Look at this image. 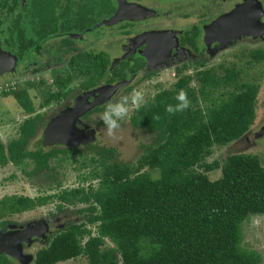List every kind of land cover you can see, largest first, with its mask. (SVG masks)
I'll return each mask as SVG.
<instances>
[{
    "label": "trees",
    "instance_id": "obj_1",
    "mask_svg": "<svg viewBox=\"0 0 264 264\" xmlns=\"http://www.w3.org/2000/svg\"><path fill=\"white\" fill-rule=\"evenodd\" d=\"M261 2L264 5V0ZM116 6V0H0V44L14 58L24 59L32 51L38 52L39 42L48 35L92 27L110 17ZM198 29L192 27L183 37V42L195 49L192 38ZM251 52L255 62L264 55L261 50ZM108 63L105 55L97 53L73 56L69 65L88 74L82 83L88 88L102 79ZM126 63L123 61L124 67ZM141 65L143 59L126 66L127 71L114 67L108 83L126 79ZM199 73L200 91L207 85H217L215 75ZM233 75L226 71L223 79L235 80ZM187 80L180 78L176 89ZM56 83L61 85L63 80ZM176 89L159 91L139 110H133L129 119L132 127L155 135L153 144L135 164L108 163V155L114 151L101 149L103 154L88 176L96 180L95 184L89 182L85 187L50 195L60 203H85L78 212L88 214L85 223L68 224L50 236L30 264H56L79 256L87 264H115V257L121 264H264L259 253L241 246L243 220L249 214H264V166L255 156L242 153L228 154L222 163L205 160L212 146L238 140L249 129L257 85L240 83L236 91L205 108L202 115L189 106L170 116L165 107L177 103ZM10 94L24 112H32L26 90ZM157 115L159 120L154 119ZM38 119V115L26 117L18 126V137L5 145L0 143V167L8 162L20 167L29 159L30 171L20 169L30 176L59 154V160L75 154L69 148L27 151L26 141ZM196 167L205 172L219 168L220 174L209 179ZM143 168L157 170L158 175L150 177ZM50 196H2L0 228L6 224L3 217L40 206ZM86 223L94 225L93 234ZM0 264L16 263L0 254Z\"/></svg>",
    "mask_w": 264,
    "mask_h": 264
},
{
    "label": "rangeland",
    "instance_id": "obj_2",
    "mask_svg": "<svg viewBox=\"0 0 264 264\" xmlns=\"http://www.w3.org/2000/svg\"><path fill=\"white\" fill-rule=\"evenodd\" d=\"M154 1L156 0H147V4L152 6ZM160 1L162 4L173 6L172 12L136 20L129 24L126 33L122 31L125 26L123 22H119L120 25L114 22L97 26L86 32L82 41H75L70 36L68 38L72 44H76L74 50H88V52L102 50L108 60L112 61L128 49V40L132 42L135 32H139L137 28L140 31L160 27L182 30L189 29L192 25L200 26L206 20H201L202 16L206 15V13L200 14L199 9H203L201 0ZM217 1L212 3V6ZM226 4L232 5L229 0H226ZM200 34V29H198V34L192 38L199 51L192 52L188 48V51L182 55L134 75L130 81H127L112 96L103 101L104 103H100L95 112H90L87 116L74 121V128L93 131V138L88 142L70 145L69 149L73 150L75 154L64 156L62 160L58 159V157H62V154H59L55 159L51 158L46 167L39 173L30 176L22 173L20 169L24 168L28 172L30 171L32 162L29 159L24 160V164L20 167H16L10 162L0 167V198L12 194L28 197L50 196L80 185L85 187L89 182L95 184L96 180L88 176L90 171L97 166L96 162L103 154L101 149L104 148H112L114 151L108 155V163L135 164L137 158L153 144L155 135L149 131L132 127L129 121L133 113L132 110L129 117L122 123L121 139L118 141L111 140L106 136L103 122L100 120L106 104L109 101L119 100L121 96L129 95L134 88L142 90L146 102H148L159 91H175V83L180 78H188V80L184 86L176 89V91L179 92L181 89L186 91L190 108L193 111H201V115L205 108L212 107L219 99L236 91L240 83L257 85L254 119L247 134L244 135V138L242 136L226 145L212 146L211 153L205 157V160L206 162L216 160L222 163L226 155L242 153L255 156L264 166V55L258 62H255L249 54L250 50L264 52V35L255 40L236 38L233 42L223 46L219 45L210 52H202V44L199 41ZM58 40L59 38H54L48 41L51 47L48 48L47 44L43 45L37 56L31 54L34 59L24 58L16 63L12 56L5 53L0 54L1 144L5 145L9 140L18 137V126L26 117L38 115L39 119L35 131L26 141V150L66 149L65 145L61 143H43L44 129L60 111L72 107L73 102L80 98L82 95L80 83L87 78V75L67 66V59L74 52L61 54V59L58 62L47 60L48 51L53 48L57 49ZM121 42L123 45L120 44ZM0 50L7 52L1 44ZM177 69L179 70L177 71ZM203 71L215 75L219 81L217 85H207L200 91L201 87L197 76H199V72ZM226 71L233 72L235 80L225 81L223 78ZM146 72H151L152 77L145 78ZM61 76H68V78L62 86H58L56 80ZM18 89L26 90L32 103L31 113L24 112L11 96V91ZM67 90L66 95H61ZM50 94L53 95L52 98H49ZM195 169L206 174L209 179H215L220 174L219 168L207 172L198 167ZM142 170L147 172L150 177L158 175V171L154 169L143 168ZM85 206V203L80 202L60 203L56 197L50 196L40 206L3 217L1 220H6V224L4 228H0V232L28 229L33 231L27 237L20 238L15 244V250L22 260H18L6 252H2V254L16 264H30L35 252L44 248L49 237L54 233L71 223H85L87 211L78 212ZM86 228L92 234L95 232L94 225L86 223ZM109 244V241H106V245L109 246ZM241 246L255 250L260 254L262 263H264V214H249L243 220L241 224ZM115 258V264H121L117 257ZM56 264L87 263L83 256H79Z\"/></svg>",
    "mask_w": 264,
    "mask_h": 264
},
{
    "label": "water",
    "instance_id": "obj_3",
    "mask_svg": "<svg viewBox=\"0 0 264 264\" xmlns=\"http://www.w3.org/2000/svg\"><path fill=\"white\" fill-rule=\"evenodd\" d=\"M116 2L117 6L113 14L95 23L94 27L111 24L122 19L143 18L153 14L151 9L135 2H127V0H116ZM263 14L264 9L259 0H242L230 12L218 16L209 24L202 27V40L206 51L211 48L212 43L223 46L241 35L252 37L263 35L264 22L260 20ZM177 33L171 30H151L144 34L146 36L144 38L145 46L139 53L145 59L147 68H153L160 63L170 60L172 50L176 48L183 49L178 45ZM1 53L14 58L9 52L0 50ZM126 82L123 80L85 92L82 97L75 101L72 107L59 113L46 125L43 133V143H63L70 146L91 140L93 138V131L74 128V121L87 110L107 100L119 86ZM89 97L92 100L89 101ZM32 231L28 229L0 232V254L6 252L14 258L22 260L17 250H15V244L20 238L31 234Z\"/></svg>",
    "mask_w": 264,
    "mask_h": 264
},
{
    "label": "flooded vegetation",
    "instance_id": "obj_4",
    "mask_svg": "<svg viewBox=\"0 0 264 264\" xmlns=\"http://www.w3.org/2000/svg\"><path fill=\"white\" fill-rule=\"evenodd\" d=\"M217 1V0H216ZM215 0H201V7L203 9H199L201 11V15H203L204 13H206L205 16H202L201 20L203 19H206L204 22H202L200 24V26H193L192 27H199V29L201 30V34L199 36V39L200 41V44H202V52H210L211 50H213L215 47H217L218 45L216 43H212L211 44V48L206 51V48L204 46V43H203V40H202V27L204 25H207L209 24L211 21H213L214 19H216L218 16L220 15H223V14H226L228 12H230L237 4H239L242 0H229L231 2L232 5H227L226 4V0H221V2H219V0L217 1V3L212 6V3H215L216 2ZM261 2V0H259ZM127 2H135L143 7H146L148 9H151L153 11V14L152 15H147L143 18H147V17H150V16H157V15H161V14H166V13H169V12H172V10L174 9L173 6L171 5H168V4H162L160 0H156L152 3V6H149V4H147V0H127ZM262 4V2H261ZM262 7L264 9V5L262 4ZM113 14V13H112ZM213 14V15H212ZM263 16L264 14L261 16L260 20L264 22L263 20ZM143 18H132V19H122L121 21H118L117 24L120 25L119 22H123L124 23V30H122L123 32H127L128 30V27H129V24L130 23H133L134 21L136 20H141ZM208 18V20H207ZM145 20V19H144ZM142 20V21H144ZM140 22V21H139ZM95 24V23H94ZM94 24L92 27H84L82 29H79V30H68V31H64V32H61V33H54L52 35H48L47 37H45L44 39H42L40 42H39V50L38 52H34L32 51L31 53L28 54L27 58H31V59H34V57L32 56L31 57V54L35 56H37L39 53H40V50H41V47L43 45H46L47 44V47H51L49 44H48V41L54 39V38H59L58 40V47L57 49L53 48V49H50L48 51V55H47V60L48 61H60V56L61 54H70L71 52H74L72 55L69 56V58L67 59V66H70L69 65V62H70V58L73 57V56H78V55H82V54H97V53H101L103 55H105V53L102 51V50H98V51H95V52H88V50H74L76 47V44H72L69 40V36L74 38L75 41H82L85 37V33L86 32H89L91 31L93 28H96L94 27ZM191 27V28H192ZM191 28L189 29H174V28H166V27H160V28H155V29H151V28H147V29H143V30H139L137 28V30L139 31L138 33L135 32L134 36H133V40L132 42L130 40H128V49L123 52L120 56L118 57H115L114 60L112 61H109V65L107 67V71L105 72L104 76L102 77L101 80H99L97 82V84L91 86V87H88V88H84V86L82 85V83L87 80L88 78V74L87 75V78L80 83V87L82 89V95L85 93V92H88V91H93L95 90L96 88L100 87V86H104V85H112V84H115L119 81H123V80H118V81H114V82H111V83H108V79L110 78V76L113 74V70H114V67H123V70L124 71H127V68H125L126 66L129 65V67H132V65L136 62H139L141 63L142 62V59H143V65H141V67H139L134 73H132L129 77H127L126 79H124V81H130L132 79V77L142 71H145L147 70V65H146V61L145 59L140 55V51L143 50L144 46H145V37L144 34L146 32H149L151 30H171V31H174V32H178L176 34V37H177V40H178V45L179 47H182L183 49L180 50L179 48H176L174 50L171 51V58L172 59L173 57H177V56H180L182 55L184 52H187L188 51V48L189 50H191L192 52H197L199 51V49H195L194 46L192 45H188V44H185L183 42V37L184 35H186L188 33V30H190ZM264 35V34H263ZM261 35V36H263ZM261 36H256V37H252V36H249V35H241L237 38H247V39H250V40H255ZM67 37V38H66ZM236 39V38H235ZM235 39L231 40L229 43L233 42ZM228 43V44H229ZM120 44L123 45V43L121 42ZM2 46V45H1ZM180 50V51H179ZM251 51H254V50H250L249 54L252 53ZM128 54V55H127ZM106 56V55H105ZM124 56V57H123ZM251 56V55H250ZM107 57V56H106ZM114 57V56H113ZM15 60H16V63L18 61H22L23 59L21 58H17L15 56ZM127 60V63H126V66L124 67L123 65V61ZM72 67V66H71ZM74 68V67H73ZM147 73H151V72H146L145 74ZM85 74V73H84ZM145 77V76H144ZM152 77V76H151ZM68 78V76H65V77H60L58 78L56 81L58 82L59 80H63V82ZM147 78V77H145ZM102 81V83L100 84V82ZM126 83H123L122 85H124ZM63 83L61 85H58V86H62ZM121 85V86H122ZM119 86V87H121ZM118 87V88H119ZM117 88V89H118ZM116 89V90H117ZM68 92V90L66 92H63L61 95H66V93ZM116 92V91H115ZM82 95L80 97H82ZM112 96V95H111ZM53 97V95H52ZM50 97V98H52ZM109 98V97H108ZM88 100H92L91 97L88 98ZM76 101V100H75ZM75 101L73 103H75ZM104 103V102H103ZM102 104V103H101ZM74 105V104H73ZM72 105V106H73ZM100 105V104H98ZM96 105L94 107H92L91 109L87 110L85 113H83L79 118H77L76 120L78 119H81V117H85L87 116L90 112H95L96 110H94L95 108H98L99 106ZM68 109V108H67ZM66 109L62 110V111H65ZM60 111V113L62 112ZM75 120V121H76ZM249 130H247L244 134H243V138H244V135L247 134ZM63 144V143H61ZM66 148H69L70 146H67L66 144H64ZM35 208V207H34ZM37 231V229H36Z\"/></svg>",
    "mask_w": 264,
    "mask_h": 264
},
{
    "label": "clouds",
    "instance_id": "obj_5",
    "mask_svg": "<svg viewBox=\"0 0 264 264\" xmlns=\"http://www.w3.org/2000/svg\"><path fill=\"white\" fill-rule=\"evenodd\" d=\"M177 103L175 105H166L165 111L171 116L177 112H183L190 106L187 92L183 89L179 90L175 97ZM146 104L145 94L142 90L134 88L129 95L121 96L119 100L109 101L100 120L103 122L105 134L113 141L121 139L120 132L122 123L129 117L130 111L139 110ZM159 115L154 119L159 120Z\"/></svg>",
    "mask_w": 264,
    "mask_h": 264
}]
</instances>
